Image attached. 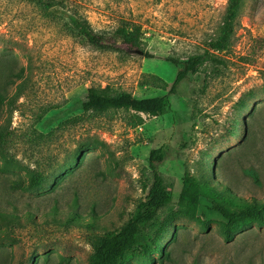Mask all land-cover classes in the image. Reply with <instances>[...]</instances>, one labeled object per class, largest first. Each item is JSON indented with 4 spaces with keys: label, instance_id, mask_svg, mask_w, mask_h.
I'll return each mask as SVG.
<instances>
[{
    "label": "rangeland",
    "instance_id": "374dc122",
    "mask_svg": "<svg viewBox=\"0 0 264 264\" xmlns=\"http://www.w3.org/2000/svg\"><path fill=\"white\" fill-rule=\"evenodd\" d=\"M57 1L45 10L0 0V72L16 80L11 94L24 86L14 111L0 108V123L10 121L0 149V207L21 219L0 221L9 231L0 239V264H87L92 240L119 228L145 198L152 148H164L157 167L173 194L160 217L178 207L188 176L264 200V0H243L228 48L215 51L220 60L188 75L168 95L169 109L143 114L135 128L125 111L84 113L88 88L110 85L138 98L167 94L157 77L171 83L177 68L166 57L208 49L228 0ZM70 15L106 37L137 23L145 52L92 46L71 29ZM29 168L48 174L47 182L33 191L14 187L13 180L27 184ZM71 212L81 222L68 223ZM197 214L209 224L185 216L172 222L161 242L169 253L164 262L158 254L129 255L125 264H264V225L246 223L226 241L225 219L208 196L200 197Z\"/></svg>",
    "mask_w": 264,
    "mask_h": 264
},
{
    "label": "trees",
    "instance_id": "16d2710c",
    "mask_svg": "<svg viewBox=\"0 0 264 264\" xmlns=\"http://www.w3.org/2000/svg\"><path fill=\"white\" fill-rule=\"evenodd\" d=\"M41 6L45 10L54 9L59 5L57 0H26ZM243 0H228L223 16L219 35L209 42V48L201 53L188 56L186 59L166 57L176 68V75L171 83L157 77L161 86L168 89L167 94L152 97L138 98L127 90H115L110 85L90 86L86 100L83 102L84 113L103 114L110 111L127 112V124L130 127L141 126L145 122L143 114L157 116L164 114L170 106L168 95L177 91L179 84L190 74H196L207 62L220 60L215 51L226 50L230 44L235 30L238 16L241 14ZM71 29L87 40L92 46L111 50H133L145 52V38L141 25L137 23H123L114 30L111 37L94 31L85 17L70 15ZM125 45V47H123ZM152 57L150 53H145ZM4 73L1 70L0 77V108L4 105L10 111H14L18 99L24 92L22 83L18 84L15 93L9 92V85L15 84L11 79L12 73ZM22 72L16 73L21 78ZM251 99V98H250ZM244 103V102H243ZM244 105L241 107L243 108ZM242 110V109H241ZM81 119V115L74 117ZM10 122V121H9ZM8 123H0V149L3 148L5 137L8 134ZM233 127L237 123H233ZM234 133V131H232ZM232 133V134H233ZM165 158L163 147L152 148L149 156L151 179L149 185L144 184L147 190L144 199H141L131 216L119 228L106 231L92 240L93 252L87 264H125L129 255L143 259H155L158 254L161 260L169 257L168 251L161 245L162 240L172 230V222L180 216L194 219L207 226L208 220L202 219L197 214L201 196H208L212 200L213 209L223 217L221 233L226 241L234 238V232L242 225L249 222H257L264 225V200L252 198L246 200L236 197L226 190L218 191L208 183L206 177L200 181L193 176L184 179L178 197V207L171 208L166 215L160 217V211L173 200V194L167 186L164 175L158 170L157 163ZM28 173L27 184L19 180H13L12 185L22 191H33L43 186L48 180V174L39 169H26ZM55 208V207H54ZM52 212H56L53 210ZM28 218L34 221V216L28 211ZM80 217L70 213L66 221L77 224ZM19 215L0 207V221L7 224L20 222ZM9 235V231L0 229V239Z\"/></svg>",
    "mask_w": 264,
    "mask_h": 264
}]
</instances>
